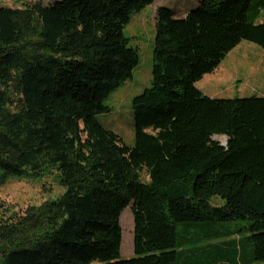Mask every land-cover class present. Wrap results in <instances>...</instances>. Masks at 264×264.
Returning <instances> with one entry per match:
<instances>
[{
  "label": "trees",
  "instance_id": "trees-1",
  "mask_svg": "<svg viewBox=\"0 0 264 264\" xmlns=\"http://www.w3.org/2000/svg\"><path fill=\"white\" fill-rule=\"evenodd\" d=\"M154 2L0 7V187L55 169L64 188L23 215L0 200V264L264 263V97L196 87L243 41L264 50V0L252 14V0L158 10L129 147L98 116L139 64L124 28ZM130 205L134 258L121 260Z\"/></svg>",
  "mask_w": 264,
  "mask_h": 264
},
{
  "label": "rangeland",
  "instance_id": "rangeland-1",
  "mask_svg": "<svg viewBox=\"0 0 264 264\" xmlns=\"http://www.w3.org/2000/svg\"><path fill=\"white\" fill-rule=\"evenodd\" d=\"M38 0H0V7L22 8L26 3ZM55 0H44L45 5ZM260 0H252L249 14H252ZM200 0H155L154 4L132 16L123 34L128 46L138 52L139 64L133 72V78L105 100L104 106L111 111L100 114L99 122L108 130L118 134L124 143L133 147L135 143L134 111L132 101L151 86L152 53L156 37L157 13L160 8H169L180 15V9H195ZM258 23H264L262 11ZM196 87L212 99H236L252 96L264 97V50L259 46L243 41L220 64L218 69L196 84ZM224 142L223 138H218ZM144 181L147 174L142 173ZM64 188L60 184L59 172L48 169L41 176H27L22 179H8L0 187V200L5 202L18 215L25 214L29 208L61 197ZM213 205L223 206L219 198L212 200ZM122 228L121 260L134 258V218L132 205L120 216ZM241 223L239 228L247 227ZM234 229H238L232 224ZM243 235V234H242ZM245 235V233H244ZM93 264H101L99 262ZM264 264V263H256Z\"/></svg>",
  "mask_w": 264,
  "mask_h": 264
},
{
  "label": "crops",
  "instance_id": "crops-1",
  "mask_svg": "<svg viewBox=\"0 0 264 264\" xmlns=\"http://www.w3.org/2000/svg\"><path fill=\"white\" fill-rule=\"evenodd\" d=\"M189 10L190 9H186V8H184V10L183 9H180V15H179V17H185V15L187 14V12Z\"/></svg>",
  "mask_w": 264,
  "mask_h": 264
},
{
  "label": "water",
  "instance_id": "water-1",
  "mask_svg": "<svg viewBox=\"0 0 264 264\" xmlns=\"http://www.w3.org/2000/svg\"><path fill=\"white\" fill-rule=\"evenodd\" d=\"M223 140H224L223 144L226 145L228 142V138L224 137Z\"/></svg>",
  "mask_w": 264,
  "mask_h": 264
}]
</instances>
